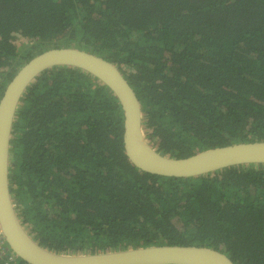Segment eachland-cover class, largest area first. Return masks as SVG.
Returning <instances> with one entry per match:
<instances>
[{
	"label": "trees",
	"instance_id": "16d2710c",
	"mask_svg": "<svg viewBox=\"0 0 264 264\" xmlns=\"http://www.w3.org/2000/svg\"><path fill=\"white\" fill-rule=\"evenodd\" d=\"M54 48L116 65L163 156L264 142V0H0V99L25 64ZM17 112L11 194L42 247L197 246L264 264V165L196 178L139 171L124 150L117 98L76 68L42 73Z\"/></svg>",
	"mask_w": 264,
	"mask_h": 264
},
{
	"label": "water",
	"instance_id": "95a60500",
	"mask_svg": "<svg viewBox=\"0 0 264 264\" xmlns=\"http://www.w3.org/2000/svg\"><path fill=\"white\" fill-rule=\"evenodd\" d=\"M56 67L85 71L112 91L124 114L123 144L126 156L143 173L169 178H196L230 167L264 165V142L214 148L183 159L163 156L147 139L139 98L116 65L75 48L47 50L19 70L0 99V226L14 254L26 264H234L219 251L197 246H149L64 255L42 247L31 237L19 218L11 194L13 125L28 87L42 73Z\"/></svg>",
	"mask_w": 264,
	"mask_h": 264
},
{
	"label": "built area",
	"instance_id": "2783aa9c",
	"mask_svg": "<svg viewBox=\"0 0 264 264\" xmlns=\"http://www.w3.org/2000/svg\"><path fill=\"white\" fill-rule=\"evenodd\" d=\"M16 257L17 256L14 254V252L7 246L0 226V263L4 262L3 264H17Z\"/></svg>",
	"mask_w": 264,
	"mask_h": 264
}]
</instances>
